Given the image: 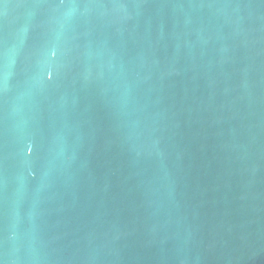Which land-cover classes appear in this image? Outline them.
I'll return each instance as SVG.
<instances>
[{
	"label": "water",
	"instance_id": "obj_1",
	"mask_svg": "<svg viewBox=\"0 0 264 264\" xmlns=\"http://www.w3.org/2000/svg\"><path fill=\"white\" fill-rule=\"evenodd\" d=\"M0 264H264V0H0Z\"/></svg>",
	"mask_w": 264,
	"mask_h": 264
}]
</instances>
